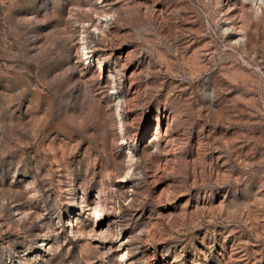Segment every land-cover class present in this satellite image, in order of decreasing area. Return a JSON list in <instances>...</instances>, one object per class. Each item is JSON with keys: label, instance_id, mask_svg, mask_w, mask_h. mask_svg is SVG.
<instances>
[{"label": "rangeland", "instance_id": "rangeland-1", "mask_svg": "<svg viewBox=\"0 0 264 264\" xmlns=\"http://www.w3.org/2000/svg\"><path fill=\"white\" fill-rule=\"evenodd\" d=\"M0 264H264V0H0Z\"/></svg>", "mask_w": 264, "mask_h": 264}, {"label": "bare ground", "instance_id": "bare-ground-1", "mask_svg": "<svg viewBox=\"0 0 264 264\" xmlns=\"http://www.w3.org/2000/svg\"><path fill=\"white\" fill-rule=\"evenodd\" d=\"M166 131H168V129Z\"/></svg>", "mask_w": 264, "mask_h": 264}]
</instances>
